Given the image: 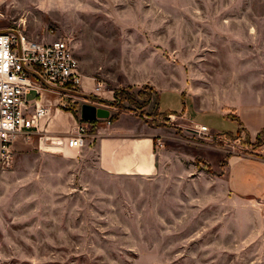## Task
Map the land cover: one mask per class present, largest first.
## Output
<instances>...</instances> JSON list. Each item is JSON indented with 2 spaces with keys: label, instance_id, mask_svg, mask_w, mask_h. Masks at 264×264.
Segmentation results:
<instances>
[{
  "label": "rangeland",
  "instance_id": "374dc122",
  "mask_svg": "<svg viewBox=\"0 0 264 264\" xmlns=\"http://www.w3.org/2000/svg\"><path fill=\"white\" fill-rule=\"evenodd\" d=\"M238 23L246 25V41L223 39L243 33ZM255 24L260 30L250 33ZM0 27L21 28L41 42H70L82 75L113 93L107 99L90 87L64 97L68 104L59 108L73 111L90 133L126 112L177 130L181 137L172 144L179 151L197 155L203 143L219 146L226 154L222 165L228 154L258 148V135L252 139L244 129L199 135L179 127L176 113L159 112L150 81L164 80L177 59L202 67L209 58L211 74L225 58L232 57L223 66L238 67L240 55L247 78L264 72V0H0ZM255 34L260 37L252 41ZM117 90L125 91L116 99ZM83 104L110 115L84 120ZM30 142L15 145L9 162L0 161V264H264V209L258 204L241 207L231 200L222 206L215 199L190 209L182 229L177 178L167 176L162 187L155 177L81 176L74 155L40 145L38 138ZM195 162L215 174L206 160ZM190 228L197 232L187 233ZM185 233L196 238H177Z\"/></svg>",
  "mask_w": 264,
  "mask_h": 264
},
{
  "label": "crops",
  "instance_id": "0c3cea01",
  "mask_svg": "<svg viewBox=\"0 0 264 264\" xmlns=\"http://www.w3.org/2000/svg\"><path fill=\"white\" fill-rule=\"evenodd\" d=\"M235 26L242 29L243 33L235 35V32H231L222 38H237L244 43L246 25L238 23ZM248 28L250 33L260 30L256 24ZM258 36L260 37L252 35L251 40H258ZM230 58H225L224 62L219 61L222 66L216 68V73L211 72L212 75L209 73L213 70V66L209 65V58L205 59L206 65L202 67H198L196 62L190 61L188 64L177 59L176 68H172L169 74L164 72V80L150 81L158 91L159 112L176 113L175 116L180 121L177 125L181 128L188 127L190 123L208 125L206 121L210 120V123L216 122L228 129L217 130L208 125L212 132L236 134L239 129H244L255 139L264 128V72L247 78L245 56H237L239 66L236 68L223 66ZM93 79L94 76L83 75V89L91 87L96 94L106 93V98L111 99L113 93L111 95L97 89L91 81ZM55 100L56 96L47 93L43 102L55 104ZM63 119L67 123H62ZM80 123L82 121L73 112L52 106L51 113L42 119L39 128L46 129L52 136L61 137L74 131ZM31 132L29 139L25 135L17 137V148L39 138L36 130ZM89 134L90 138L82 147L72 148L66 144L61 147L74 155V162L81 169L78 174L134 180L155 177L162 187L167 182V176H171L173 180L177 178V208L184 210V213H180L183 219L179 222L183 224L182 229L186 224L184 216L192 214L190 209H197L198 205L212 206L215 199L222 206L225 203L228 206L234 200L241 207L258 204L264 209V145L250 151L251 153L228 154L226 163L222 165L221 159L226 154L219 146L203 143L196 147L197 155L179 151L172 144L181 137L177 130L152 124L138 115L126 112L121 113L114 122H109L108 126ZM196 157L206 160L215 174L199 168L195 162ZM187 207L190 213H187ZM191 232L197 231L190 228L187 233ZM187 233L177 238H196L187 236Z\"/></svg>",
  "mask_w": 264,
  "mask_h": 264
},
{
  "label": "built area",
  "instance_id": "2783aa9c",
  "mask_svg": "<svg viewBox=\"0 0 264 264\" xmlns=\"http://www.w3.org/2000/svg\"><path fill=\"white\" fill-rule=\"evenodd\" d=\"M101 87L99 84L97 89ZM80 88L83 75L67 39L41 42L30 39L21 28L0 27V161L9 162L17 137L25 135L29 139L32 130L45 147L84 146L90 136L84 122L61 137L39 128L52 106L66 107L64 97H74ZM32 92L35 96L30 99ZM47 93L56 95L55 104L43 102ZM188 127L195 134L212 135L206 124L191 123Z\"/></svg>",
  "mask_w": 264,
  "mask_h": 264
},
{
  "label": "water",
  "instance_id": "95a60500",
  "mask_svg": "<svg viewBox=\"0 0 264 264\" xmlns=\"http://www.w3.org/2000/svg\"><path fill=\"white\" fill-rule=\"evenodd\" d=\"M82 118L85 120H93L97 117H107L109 111L103 108H97L91 104H83L81 107Z\"/></svg>",
  "mask_w": 264,
  "mask_h": 264
},
{
  "label": "trees",
  "instance_id": "16d2710c",
  "mask_svg": "<svg viewBox=\"0 0 264 264\" xmlns=\"http://www.w3.org/2000/svg\"><path fill=\"white\" fill-rule=\"evenodd\" d=\"M124 91L125 90H117V91H115V98L116 99L119 98L120 97V93H122ZM94 98L98 99V97H94ZM64 110H67V109H64ZM67 111H71V110L68 109ZM71 112H73V111H71ZM167 112H169V111H167ZM163 113H166V112H163ZM73 114L76 116V114L74 112H73ZM120 114H121V112H118L116 115L111 116L110 117L111 122H114L115 120H117L119 118ZM240 130L241 129H239V131ZM256 139L258 141V145H257L258 148L264 145V128L259 132V134H258ZM225 163H226V160H225V162L223 161V164H225ZM207 171L210 172L212 170L209 168Z\"/></svg>",
  "mask_w": 264,
  "mask_h": 264
},
{
  "label": "bare ground",
  "instance_id": "6f19581e",
  "mask_svg": "<svg viewBox=\"0 0 264 264\" xmlns=\"http://www.w3.org/2000/svg\"><path fill=\"white\" fill-rule=\"evenodd\" d=\"M52 148V147H51Z\"/></svg>",
  "mask_w": 264,
  "mask_h": 264
}]
</instances>
